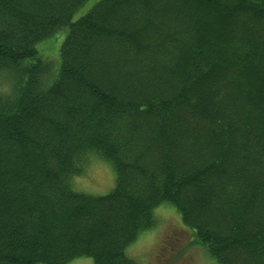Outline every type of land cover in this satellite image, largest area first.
<instances>
[{
	"label": "trees",
	"instance_id": "obj_1",
	"mask_svg": "<svg viewBox=\"0 0 264 264\" xmlns=\"http://www.w3.org/2000/svg\"><path fill=\"white\" fill-rule=\"evenodd\" d=\"M163 204L264 264V0H0V264H136Z\"/></svg>",
	"mask_w": 264,
	"mask_h": 264
},
{
	"label": "rangeland",
	"instance_id": "obj_2",
	"mask_svg": "<svg viewBox=\"0 0 264 264\" xmlns=\"http://www.w3.org/2000/svg\"><path fill=\"white\" fill-rule=\"evenodd\" d=\"M72 179V189L89 195H105L114 187L111 167L98 158L90 159L84 172ZM153 219L154 226L141 232L126 249V256L136 264H215L195 243L193 232L181 222L174 207L160 205L153 211ZM70 264H92V261L80 258Z\"/></svg>",
	"mask_w": 264,
	"mask_h": 264
}]
</instances>
